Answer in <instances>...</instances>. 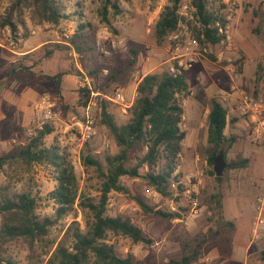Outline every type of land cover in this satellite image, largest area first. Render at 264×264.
<instances>
[{
  "label": "rangeland",
  "instance_id": "obj_1",
  "mask_svg": "<svg viewBox=\"0 0 264 264\" xmlns=\"http://www.w3.org/2000/svg\"><path fill=\"white\" fill-rule=\"evenodd\" d=\"M12 0H0V156L23 144L43 124L53 132L45 137L46 146L55 145L67 156L76 177L77 194L98 200L100 179L93 167H85L80 156L88 151L104 165L107 154L118 152L109 130L100 125L102 98L113 99L118 92L123 100L106 103L118 124L129 119V107L135 99V83L149 73L169 69L184 59L182 70L189 94L179 98L183 109L181 128L185 137L170 180V196L154 192L143 179L124 176L120 182L129 193L110 192L106 214L129 218L151 239L149 245L109 233L107 242L116 253L130 252L134 264H171L183 254L197 253L191 264H264V227L256 228V201L264 178V0H206V7L225 13L233 4L230 23L232 47L200 44V51L179 55L191 48L198 24L192 0H181L178 30L159 44L154 26L169 0H113L120 13L108 9V23L101 19L103 0H59L64 17L57 25L39 22L29 9L12 16L14 30L2 26ZM79 23L87 25L85 40L90 50L77 54L68 49L67 39ZM179 47L180 51L175 49ZM205 48L207 53L201 54ZM52 51L50 55L47 51ZM136 63L128 67L131 51ZM224 55L219 57V52ZM21 53L28 54L22 59ZM19 63L27 70L18 69ZM11 69H15L12 73ZM124 70V72H121ZM116 71L119 84L106 81ZM64 73L59 91L44 76ZM94 91L90 113L95 134L86 143L77 139V125L83 121L85 107L78 90ZM246 94L261 104L260 113L238 110L237 96ZM215 98L226 110L224 134L233 142L223 143L217 151L207 142V115ZM47 111L50 118L46 119ZM234 122H231V120ZM88 145V146H86ZM223 152L226 161L246 159L239 169L224 170L216 181L209 158ZM134 164V161L130 165ZM160 159L155 171L164 168ZM263 166L261 171L259 168ZM141 173L151 172L144 166ZM28 192L37 199L36 214L53 217L55 205L48 196L56 187L55 172L48 165L26 167L20 163L0 168V188ZM133 197L142 199L154 210L173 211L179 219L145 214ZM85 215L75 206L65 218L37 241L32 249L23 240L0 244V264H45L48 256L65 236L68 225L77 221L85 231ZM259 237L254 238V231Z\"/></svg>",
  "mask_w": 264,
  "mask_h": 264
},
{
  "label": "trees",
  "instance_id": "obj_2",
  "mask_svg": "<svg viewBox=\"0 0 264 264\" xmlns=\"http://www.w3.org/2000/svg\"><path fill=\"white\" fill-rule=\"evenodd\" d=\"M181 0H169L154 26V38L159 44L168 36L174 34L179 27L181 16L178 9ZM194 17L198 24L195 39L200 44L216 45L223 35L218 32L217 22H221L222 14L209 11L206 0H192ZM113 8L120 13L113 0H103L101 19L108 23V9ZM29 9L32 17L39 22L57 25L64 17L59 0H12L7 16L2 26H9L14 30L12 16L15 12ZM84 23L77 25L74 33L67 39L70 51L83 54L90 50L85 40ZM52 51H47L50 55ZM132 57L127 66L136 63V52L131 51ZM28 54L22 55L25 59ZM171 69H164L159 73H149L141 78L135 88V99L129 107V119L118 124L111 113L106 110L107 100L102 98L99 122L105 126L112 136L118 152L107 154L104 165L101 164L90 151L80 156L85 167H93L100 179V195L95 201L89 197L78 196L76 177L67 156L55 145L46 146L45 137L53 132L52 125L46 123L23 144L12 148L8 155L0 156V168L20 163L26 167L34 164L48 165L55 172L56 187L49 193L55 205L53 217L41 218L36 214L37 199L28 192H11L9 187L0 188V244L14 240H23L32 249L37 241L43 240L50 233V229L59 220L67 217L78 206L85 215V231L77 221L71 222L65 230L64 238L58 242L48 256L45 264H134V256L127 252L125 256L116 253L114 246L107 242V235H120L130 239L133 243L149 245L152 241L129 218L106 214L110 192L128 194V189L121 184L120 178L128 176L143 179L157 194L170 196V180L175 171V161L180 152V143L185 137L182 130L183 109L179 98L189 94L188 84L184 72L176 63ZM18 69L27 70L19 63ZM14 73L15 69H11ZM124 72V70H121ZM59 73L54 76H44L53 82L59 91L61 78ZM116 71L109 73L106 81L119 84ZM94 91L88 87L78 90V100L82 107H86ZM231 122H234L232 119ZM227 125L226 110L215 98L210 100L207 115V142L215 147V151L225 142H233L232 137L224 134ZM88 146V145H86ZM215 153L209 158L213 165ZM160 159H165V166L155 171ZM225 159V157H224ZM134 161V164L130 163ZM226 161V160H225ZM227 170L243 168L246 159L226 161ZM147 166L151 172L141 173ZM220 182L221 177H216ZM136 204L145 214H155L163 218L179 219L180 214L173 211L154 210L142 199L133 197ZM197 253L183 254L171 264H191ZM264 261V250L260 253ZM6 264H13L7 261Z\"/></svg>",
  "mask_w": 264,
  "mask_h": 264
},
{
  "label": "built area",
  "instance_id": "obj_3",
  "mask_svg": "<svg viewBox=\"0 0 264 264\" xmlns=\"http://www.w3.org/2000/svg\"><path fill=\"white\" fill-rule=\"evenodd\" d=\"M234 13V8L233 4H229L228 7L226 8L225 13L222 14V21L216 23V27L218 28V32L223 35L222 40L218 43V45L221 46L224 50H230L232 47V39L230 36V23L232 21V15ZM189 46L191 48H185V52L182 55H179V58H183L184 56L194 54L193 51L199 50L200 51V44L199 42L193 38L189 41ZM192 49V50H190ZM176 52L180 51V48L177 47L175 49ZM201 54L207 53V50L205 48L201 49ZM224 55L223 51L219 52V57H222ZM177 66L182 67L184 66V59L177 61ZM171 71H174L172 67H170ZM93 95V94H92ZM241 101L238 106V110L241 113H246V112H254V113H260L262 110L261 104L253 101L249 97H247L244 94H241ZM106 99H109L105 97ZM112 101H118V100H123V97L120 93H116L115 97L113 99H109ZM46 119L50 118V112L47 111V114L45 115ZM77 139L83 144L91 140V138L95 134V126H94V118L93 115L90 113V102L87 104L85 107L84 111V116H83V121L77 125ZM257 207V217H256V228H262L264 227V178L260 182V192L255 198ZM259 235H257V231H254V238L257 239ZM208 264V260L207 263Z\"/></svg>",
  "mask_w": 264,
  "mask_h": 264
},
{
  "label": "water",
  "instance_id": "obj_4",
  "mask_svg": "<svg viewBox=\"0 0 264 264\" xmlns=\"http://www.w3.org/2000/svg\"><path fill=\"white\" fill-rule=\"evenodd\" d=\"M227 163L224 159L223 152H219L213 159V172L216 177H222Z\"/></svg>",
  "mask_w": 264,
  "mask_h": 264
},
{
  "label": "crops",
  "instance_id": "obj_5",
  "mask_svg": "<svg viewBox=\"0 0 264 264\" xmlns=\"http://www.w3.org/2000/svg\"><path fill=\"white\" fill-rule=\"evenodd\" d=\"M230 28H231V25H230ZM24 53H21V55H23ZM140 81V79L135 83V87H134V90H135V88H136V85H137V83ZM246 95V94H245ZM241 94L239 95V96H237V99L235 98V100H237V103H239L240 104V101H241ZM247 97H248V95H246ZM212 99V98H211ZM251 99V98H250ZM253 100V99H252ZM221 105H222V103H220ZM261 171L263 170V166H261L260 168H259ZM261 182V181H260ZM260 185V184H259ZM259 191H260V189H259Z\"/></svg>",
  "mask_w": 264,
  "mask_h": 264
}]
</instances>
